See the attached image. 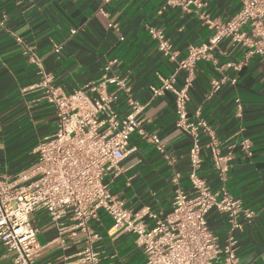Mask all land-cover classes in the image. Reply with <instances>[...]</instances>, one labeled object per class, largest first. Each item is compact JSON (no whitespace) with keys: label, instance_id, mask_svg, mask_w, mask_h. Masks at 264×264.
Segmentation results:
<instances>
[{"label":"crops","instance_id":"obj_1","mask_svg":"<svg viewBox=\"0 0 264 264\" xmlns=\"http://www.w3.org/2000/svg\"><path fill=\"white\" fill-rule=\"evenodd\" d=\"M168 1L112 0L104 5L102 0H0L1 174L13 178L29 169L36 161L37 145L55 132L53 108L31 90L39 80L33 56L40 60L52 84L65 93L98 80L104 65L116 60L109 76L127 81L133 98L144 105L141 117L149 120L143 130L157 135L165 152H158L134 132L129 140L133 150L120 163V174L105 181L110 193L132 213L147 208L157 218L169 214L174 172L180 174V187L186 193L190 190L188 152L193 139L176 126L172 93L157 96L152 88H159L171 75L179 88L186 74L176 71V62L160 55L148 28L163 32L180 60L190 46L206 43L211 36L200 20L202 13L228 20L239 11L240 3L202 0L204 5L197 7L195 3L169 5ZM71 30L76 33L71 35ZM57 44L62 46L59 54L53 52ZM245 52V48L224 40L211 52V59L196 65L187 112L190 120L200 118L214 132L219 154L227 159L223 184L228 194L255 212L252 222L235 235L239 264H264V54L251 56L235 69L244 61ZM223 78L214 90L211 83ZM108 91L113 88L109 86ZM114 109L120 115L128 113L122 93ZM245 139L250 143L248 152L242 146ZM198 140V175L217 190L221 182L210 150L205 148L208 138L199 133ZM31 218L37 228V264H76L84 248L82 236L62 247L45 212ZM206 219L223 245L225 215L211 210ZM142 222L147 227L154 224L147 216ZM91 227L100 236L94 244L99 264H146L135 236L111 230V220L103 212ZM0 264H12V256L1 245Z\"/></svg>","mask_w":264,"mask_h":264},{"label":"built area","instance_id":"obj_2","mask_svg":"<svg viewBox=\"0 0 264 264\" xmlns=\"http://www.w3.org/2000/svg\"><path fill=\"white\" fill-rule=\"evenodd\" d=\"M102 1L107 5L112 0ZM201 1L169 0L168 4L195 3L202 7ZM238 1L239 11L228 20L213 19L206 13L200 15L201 22L211 30V36L206 43L190 46L180 60L164 33L148 28L160 55L176 62V71L186 74L181 87H175L174 75H171L152 91L157 96L165 91L172 93L176 126L193 139L188 152L190 190L186 193L180 187V174L174 172L171 211L164 218H157L147 208L132 213L110 193L105 181L109 176L120 174V163L133 150L129 148V140L134 132L158 152H165L158 136L143 130L149 120L141 117L144 105L133 98L127 81L109 76L116 60L104 65L98 80L65 93L52 84L40 60L32 57L38 67L39 80L31 90L40 93L53 108L55 132L37 145L36 161L29 169L13 178L0 173V245L12 256V264H37V228L31 216L41 211L56 227L60 246L65 247L67 241L82 236L84 248L76 264L100 263L99 253L94 249L100 236L91 227L99 212L111 220V230L135 236L146 264H239L235 235L243 230L244 224L252 222L255 212L228 194L223 184L226 158L219 154L217 138L207 122L200 118L190 120L187 112L188 91L196 65L211 59V52L220 42L228 40L231 45L246 49L244 61L235 66L237 70L251 56L264 54V0ZM70 33L74 35L76 30ZM61 47V44L54 45L53 52L59 54ZM223 81L224 78L213 81L211 87L216 90ZM109 86L113 91H108ZM121 93L128 106L125 115L114 109ZM199 133L208 138L205 148L210 150L221 182L217 190H212L198 175ZM242 146L248 152L249 140H243ZM169 160L173 162L172 158ZM211 210L225 215L227 233L223 245L208 227L206 217ZM144 216L154 220L153 226L147 227L142 222Z\"/></svg>","mask_w":264,"mask_h":264}]
</instances>
